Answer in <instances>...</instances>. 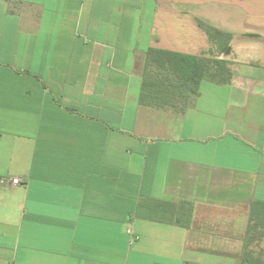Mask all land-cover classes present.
Listing matches in <instances>:
<instances>
[{"label": "crops", "instance_id": "crops-1", "mask_svg": "<svg viewBox=\"0 0 264 264\" xmlns=\"http://www.w3.org/2000/svg\"><path fill=\"white\" fill-rule=\"evenodd\" d=\"M149 48L226 59L230 80L142 102ZM2 177L21 181L0 183V264L264 259V227L246 246L264 204V0H0ZM181 202L187 226L157 219Z\"/></svg>", "mask_w": 264, "mask_h": 264}, {"label": "trees", "instance_id": "trees-1", "mask_svg": "<svg viewBox=\"0 0 264 264\" xmlns=\"http://www.w3.org/2000/svg\"><path fill=\"white\" fill-rule=\"evenodd\" d=\"M212 43H216L220 51L228 53V41L231 35L209 25L200 22ZM211 51V50H210ZM209 51V52H210ZM231 70L226 59L208 57L206 54L191 55L158 48L147 50L145 70L142 81L141 101L154 97H172L196 94L200 83L209 80L215 83H226L230 80ZM155 204V209L169 212L172 216L157 215L160 221H170L182 226H187L191 213L192 203L181 202L180 204L170 203ZM164 206L166 210H164ZM161 208V210H160ZM168 208V209H167ZM264 227V204L253 202L251 205L246 246L254 239L260 240L262 228ZM252 235H249L251 234ZM256 232V233H255ZM249 252H246V261L252 264H264V259H254ZM251 257V258H250ZM250 258V259H249ZM252 260V261H251ZM250 263V264H251Z\"/></svg>", "mask_w": 264, "mask_h": 264}, {"label": "built area", "instance_id": "built-area-1", "mask_svg": "<svg viewBox=\"0 0 264 264\" xmlns=\"http://www.w3.org/2000/svg\"><path fill=\"white\" fill-rule=\"evenodd\" d=\"M20 178H6V177H2L0 178V183L1 184H4V185H15V184H18L20 183ZM126 232L128 234H131V229H127Z\"/></svg>", "mask_w": 264, "mask_h": 264}]
</instances>
